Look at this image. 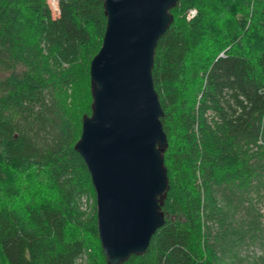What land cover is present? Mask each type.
<instances>
[{
    "label": "trees",
    "instance_id": "obj_1",
    "mask_svg": "<svg viewBox=\"0 0 264 264\" xmlns=\"http://www.w3.org/2000/svg\"><path fill=\"white\" fill-rule=\"evenodd\" d=\"M104 1L60 0L56 13L48 0H0V264H83L90 225L107 264L97 212L81 209L96 192L75 149ZM171 12L153 67L169 141L166 222L124 264H264V0H179ZM204 46L214 55L191 71V90L187 62ZM81 82L89 89L74 118ZM31 171L54 198L13 184Z\"/></svg>",
    "mask_w": 264,
    "mask_h": 264
},
{
    "label": "water",
    "instance_id": "obj_2",
    "mask_svg": "<svg viewBox=\"0 0 264 264\" xmlns=\"http://www.w3.org/2000/svg\"><path fill=\"white\" fill-rule=\"evenodd\" d=\"M179 0H105L103 42L90 64L92 105L75 144L96 192L107 264L146 253L166 222L169 141L153 67Z\"/></svg>",
    "mask_w": 264,
    "mask_h": 264
},
{
    "label": "rangeland",
    "instance_id": "obj_3",
    "mask_svg": "<svg viewBox=\"0 0 264 264\" xmlns=\"http://www.w3.org/2000/svg\"><path fill=\"white\" fill-rule=\"evenodd\" d=\"M227 3L230 7L231 3L229 1H227ZM214 12L212 13V19L216 20L219 18V12L218 13H214ZM210 22H211V19H210ZM209 29L211 30L214 28L213 26H211L209 27ZM204 47L206 49L203 50ZM204 47L201 48V50L198 52L196 56L192 57L191 60L187 62V68H186V73L184 75V79L188 81L191 90H194L195 89L194 86L200 83V79H197L194 81L191 78V71L193 70L195 66H198V65L202 66L203 63H205L206 61H209L211 54L214 55V52L212 51V49L210 50L208 47L206 46ZM88 89H89V85L86 84L85 82L84 83L81 82L79 85L75 87V92H74L75 99H73L72 97V99L69 101L70 103L69 110H70L71 115L74 118L77 116L78 100L86 96ZM80 101L83 102L81 99ZM12 181L16 187L20 188L21 190L24 189L27 193L30 192L32 195H35L37 199L44 198V197L46 199H48L49 197L50 199L54 198L51 195L52 191L50 192L51 190L50 184L47 181V178L44 174H39L35 171H31L28 173H17L13 176ZM12 203L18 204V201H12ZM80 204H81V209L84 212L86 218H89V219L92 218L94 215V212L95 213L97 212L96 198L94 197L92 191L84 195V197L80 201ZM84 235L86 236V238L88 239L90 243V248H89V254L87 258H85V261L83 262V264H101L102 256L100 254L99 246L94 236L93 228L91 225L90 227H88L87 231H85Z\"/></svg>",
    "mask_w": 264,
    "mask_h": 264
},
{
    "label": "built area",
    "instance_id": "obj_4",
    "mask_svg": "<svg viewBox=\"0 0 264 264\" xmlns=\"http://www.w3.org/2000/svg\"><path fill=\"white\" fill-rule=\"evenodd\" d=\"M59 1H60V0H48V2H49V4H50L51 8H52L56 13L59 12ZM196 13H197V10L193 8V9H191V10L189 11L188 17H189V18H190V17H193V16L196 15Z\"/></svg>",
    "mask_w": 264,
    "mask_h": 264
}]
</instances>
